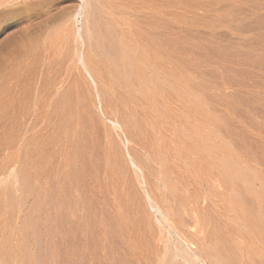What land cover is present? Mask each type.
I'll use <instances>...</instances> for the list:
<instances>
[{"label":"bare ground","instance_id":"1","mask_svg":"<svg viewBox=\"0 0 264 264\" xmlns=\"http://www.w3.org/2000/svg\"><path fill=\"white\" fill-rule=\"evenodd\" d=\"M255 4L0 0V264H264Z\"/></svg>","mask_w":264,"mask_h":264},{"label":"rangeland","instance_id":"2","mask_svg":"<svg viewBox=\"0 0 264 264\" xmlns=\"http://www.w3.org/2000/svg\"><path fill=\"white\" fill-rule=\"evenodd\" d=\"M255 6H256L255 9H256L257 7H258V8H261L260 10L257 8V10H258L259 12H258V11H255V14H256L255 16H256V17H258V16H260V15L263 16V15H264V7H263L264 5H263V6H260V5L257 6V5L255 4ZM259 6H260V7H259ZM262 9H263V10H262ZM261 10H262V11H261ZM259 13H260V14H259ZM255 30H256V28H255ZM256 31H257V33H256ZM256 31H255V38L258 37V35H256V34H259L260 32H263V31H261V30H259V29H257ZM255 90H257V89H255ZM258 90H259V89H258Z\"/></svg>","mask_w":264,"mask_h":264}]
</instances>
